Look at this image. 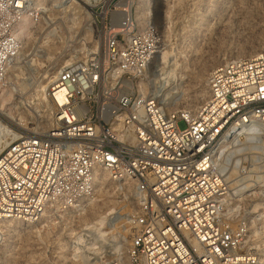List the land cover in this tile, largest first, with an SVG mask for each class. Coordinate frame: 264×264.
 Masks as SVG:
<instances>
[{
    "label": "built area",
    "instance_id": "built-area-1",
    "mask_svg": "<svg viewBox=\"0 0 264 264\" xmlns=\"http://www.w3.org/2000/svg\"><path fill=\"white\" fill-rule=\"evenodd\" d=\"M37 1L0 0V94L20 21L42 20ZM90 1L98 47L50 83L48 127L0 153V220L80 209L98 170L137 203L126 256L104 264H262L243 216L264 214V173L245 160L234 169L227 152L247 133L264 140V51L213 68L196 110L167 109L134 86L162 49L152 14L137 17V0Z\"/></svg>",
    "mask_w": 264,
    "mask_h": 264
},
{
    "label": "rangeland",
    "instance_id": "rangeland-1",
    "mask_svg": "<svg viewBox=\"0 0 264 264\" xmlns=\"http://www.w3.org/2000/svg\"><path fill=\"white\" fill-rule=\"evenodd\" d=\"M49 1L52 2L41 22L32 29L10 69L5 87L9 89L8 104L14 114L22 115L29 123V128L21 131L10 127L19 134L38 130L43 120L40 111L47 107L37 93L45 72L64 66V61L71 63L85 58L98 47L91 16L81 2L86 0H76V4ZM138 2L136 16L145 18L152 14L162 42L161 50L168 53L167 61L175 62L176 66L170 77L163 78L158 71L159 59L155 57L145 76L136 83L139 90L135 89L150 95L148 83H153V89L159 90L156 98L168 109L192 110L189 101L200 89L194 75L201 66L210 65L208 74L234 54L248 50L250 45H259L261 52L264 51V0H151L140 16ZM139 82L148 85L144 91ZM177 126L186 127L183 120ZM252 145L259 148L234 159H244L249 167L264 166V140L261 138L260 143ZM106 180L94 186L90 204L85 201L78 210L51 212L40 224L11 232L7 240L9 251L6 253L0 246V264H77L76 261L83 264L85 259L94 257L106 263L125 257L130 230L127 224L115 228L114 223L119 218L124 220L126 206L136 210L137 203L132 189L115 184L108 176ZM102 216L106 237L95 243L86 236L76 240L86 225ZM243 217L250 226L246 244L264 264V214ZM118 228L122 229L118 231Z\"/></svg>",
    "mask_w": 264,
    "mask_h": 264
},
{
    "label": "bare ground",
    "instance_id": "bare-ground-1",
    "mask_svg": "<svg viewBox=\"0 0 264 264\" xmlns=\"http://www.w3.org/2000/svg\"><path fill=\"white\" fill-rule=\"evenodd\" d=\"M59 1H61L62 3L66 2V1H73L76 4V0H59ZM79 1H81V0H79ZM51 2L52 1H49V0L47 2H46V0H38L35 3L34 8L38 9L39 12L41 13V15L43 16L45 14L46 7L49 6L51 4ZM81 2L85 6V8L88 9V11H89V16H91L90 17L91 24L93 26V18H92L93 13L91 11V8L94 4L90 0L81 1ZM150 2H151V0H139L137 15L145 12V10H147L146 7H147V5L150 4ZM35 27H36V25L33 22V19H31V17L28 14L26 16H24V18H22V20L20 21V23L18 25L19 29L17 32V37L22 43V48H23L26 40L28 39L30 33L32 32V29ZM259 53H261V48L259 45H250V48L248 50L240 51V52L234 54L233 58H231V59H242V58H246V57H254V56H257ZM155 57L159 59L158 71H160L161 77H163V78L170 77L172 75L171 70L173 69V67L176 66L175 62L174 63L168 62L167 61L168 53L161 50V49L157 52ZM69 61L70 60L64 61V66L68 65ZM64 66H59L52 72H50L51 70L46 71L45 74L43 75V80H42L43 83L41 82V84L38 87L39 88L38 93H37L38 99L42 100V101L44 100L46 103V107H47L46 110L40 111V114H41L40 117L43 120H41V123H40L39 128H38L39 130L40 129H46L48 127L50 115L48 112L47 91H48V88L50 86V83L55 78L58 71ZM208 66H210V65L205 64V65L201 66L194 75V78L197 80V83L199 84L200 89L198 90L197 96L192 98V100L189 101V103H191L190 108L192 110H188V111L196 110L206 98V85H204L203 82H204V80L206 81V77L208 75L207 74V71L209 70ZM12 67H13V65L10 66V69H12ZM10 69H9L7 79L10 78ZM136 83H137V81L134 84L135 87H137ZM148 84H149V88H150V92H151L150 95L149 94H143L139 91L140 94H142L144 96H152V97L156 98L158 96L157 94L159 93V90L153 89V83L151 84V82H149ZM138 86L144 91V89H146V87L148 85L144 82H139ZM137 89H138V87H137ZM9 95L10 94H9L8 88H6V89L4 88V90L0 94V153L3 149L6 148V146L11 141L19 138V136H20L19 133L15 132L10 127H13L18 131H21L22 129H28L29 128V123H27L23 119L22 115H19V114L15 115L14 114L12 107L8 104ZM159 103H161V102H159ZM161 104H163V103H161ZM260 142H261L260 136L247 133V135L243 141H241L240 143H237L234 148H232L230 151L227 152L228 157H233V156L237 157V155L246 154V151L248 153V151H251L254 148L258 149L259 147L257 148V146L252 145V144L260 143ZM245 144H247V145H245ZM233 160H235V165H234V169H235L237 164L239 162H241V160H244V159L240 158V159H233ZM262 167H264V166H259V167H257V166L252 167L251 166L250 168L252 169V171L257 170V172H259V173H261V172L264 173V168H262ZM252 171H250L248 173L251 174ZM106 177H107V174L105 172L97 170L94 174V177H93L94 186L97 185L98 183H101V182L104 183V181H107ZM247 178L248 179L246 180L245 184H249L252 180L251 176L247 177ZM260 184L262 186H264V177L260 181ZM126 187L128 189H133V188H131L132 186L129 184L126 185ZM85 201H87V203L90 204V202L92 201V195L88 196ZM134 212H135L134 208L132 209L131 207L126 206L125 213H124V220H119L121 218L117 219L118 221H116L114 223V227L116 228V227H121L123 225L125 226V224H127L128 216L134 214ZM50 213L51 212H47L45 214V216L42 217L41 219H39L37 222H29V221L25 222V221H19V220H14V219L0 220V246H3L5 248L6 253H7L10 249L9 245L7 244V240L9 238V236H10L9 234L11 232H15L17 229H20L21 227L27 228V227L32 226L33 224H35V225L40 224L43 220L49 218ZM104 225H105V217L104 216L99 217L96 221L90 223V225H86L82 230V231H84V233L77 235L76 240L81 241L82 237L86 236V237H90V239L94 243L101 241L104 237H106V235L108 233V232L104 231V229H105ZM127 228L125 227V229H126V230H124L125 232L128 230ZM121 229H119L118 231H120ZM95 259H96L95 257L91 258L89 260L85 259L83 264H85V263L86 264H103V263H105V262H100L99 260H97V259L95 260ZM93 260H95V261L93 262ZM260 262H262V260H260ZM76 263L81 264L78 261H76Z\"/></svg>",
    "mask_w": 264,
    "mask_h": 264
}]
</instances>
